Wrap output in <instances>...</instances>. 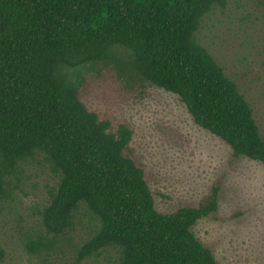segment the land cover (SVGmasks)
Masks as SVG:
<instances>
[{
  "label": "trees",
  "instance_id": "obj_1",
  "mask_svg": "<svg viewBox=\"0 0 264 264\" xmlns=\"http://www.w3.org/2000/svg\"><path fill=\"white\" fill-rule=\"evenodd\" d=\"M227 2L0 0V209L30 163L54 178L29 252L50 251L83 212L93 225L77 264L103 254L111 264H221L191 230L217 211L219 183L197 205L158 211L131 127L89 109L81 90L83 72L107 69L159 88L234 158L264 164L249 103L195 37Z\"/></svg>",
  "mask_w": 264,
  "mask_h": 264
},
{
  "label": "rangeland",
  "instance_id": "obj_2",
  "mask_svg": "<svg viewBox=\"0 0 264 264\" xmlns=\"http://www.w3.org/2000/svg\"><path fill=\"white\" fill-rule=\"evenodd\" d=\"M195 37L236 83L264 137V0H228L225 9L203 19ZM83 75L81 96L88 108L131 127L130 145L150 177L155 208L172 212L197 205L219 183L217 211L199 220L193 234L221 264H264V164L234 158L224 143L192 122L171 93L138 80L124 82L112 69ZM12 186L17 188L0 209L2 264H77L75 248L93 225L83 212L74 231L50 251L26 249L54 186L45 164L30 163ZM80 264H111V258L103 254Z\"/></svg>",
  "mask_w": 264,
  "mask_h": 264
}]
</instances>
